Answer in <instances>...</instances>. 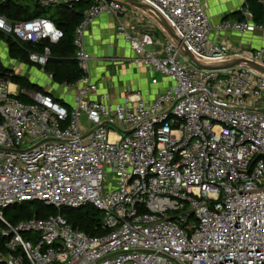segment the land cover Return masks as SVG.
Masks as SVG:
<instances>
[{
    "label": "built area",
    "instance_id": "obj_1",
    "mask_svg": "<svg viewBox=\"0 0 264 264\" xmlns=\"http://www.w3.org/2000/svg\"><path fill=\"white\" fill-rule=\"evenodd\" d=\"M31 1L47 9L81 0ZM133 1L158 13L173 34L160 20L163 39L125 24L133 11L155 15L148 9L93 0L76 30L83 76L62 85L71 101L0 77V221L7 239L0 264H264V73L198 64L264 67V48L213 42L206 0ZM102 15L118 20L135 64L171 82L154 100L98 95L86 37ZM216 30L246 35L264 24L247 12ZM0 31L21 43L56 45L64 37L45 17L0 15ZM51 57L48 45L29 53L41 68ZM30 202L57 213L16 224L6 219V210ZM86 206L103 214V235L74 228L62 214Z\"/></svg>",
    "mask_w": 264,
    "mask_h": 264
},
{
    "label": "crops",
    "instance_id": "obj_2",
    "mask_svg": "<svg viewBox=\"0 0 264 264\" xmlns=\"http://www.w3.org/2000/svg\"><path fill=\"white\" fill-rule=\"evenodd\" d=\"M125 6L129 11L134 5L127 2ZM206 11L211 19L210 38L213 42L227 44L233 49L264 48V30L246 35L233 32L220 34L216 30V26L223 20H237V13L242 12L244 16V13L249 12L244 8V0H206ZM33 12L31 8V13ZM147 17L142 11L137 10L129 16L126 15L124 21L130 29L143 32L150 28L159 39H163L158 23L152 22ZM117 26L118 20L114 16L102 15L87 32V49L92 55L91 74L99 86L98 95L109 94L112 101L121 102L128 94L139 93L144 100H154L158 94L171 85V82L159 74L151 73L146 67L135 64V53L129 44L118 35ZM3 42V40L0 41V60L2 64H5L11 59L9 58V46L6 42L2 45ZM2 56L7 60H3ZM15 63L19 64L18 69L21 70V76L42 86L43 90L52 94L58 102L71 101V95L62 85L51 81L43 68L40 67L42 72L34 71L29 64L17 59ZM155 79L158 80L156 84H154Z\"/></svg>",
    "mask_w": 264,
    "mask_h": 264
},
{
    "label": "trees",
    "instance_id": "obj_3",
    "mask_svg": "<svg viewBox=\"0 0 264 264\" xmlns=\"http://www.w3.org/2000/svg\"><path fill=\"white\" fill-rule=\"evenodd\" d=\"M27 1L31 0H22L20 3H17L16 0H6L4 2L0 0V15L10 21H27L38 17L48 18L63 31L64 37L56 45H50L48 42L39 44L21 43L0 31V41L3 40L4 36L10 37L11 39L7 41L10 55L14 59L26 64L31 63L29 61V53L41 52L45 46H50L52 57L43 68L44 71L47 74H52L54 76V82L59 85L77 83L83 74L78 68L75 57L76 30L82 21L83 11L93 3V0H81L71 3V5L58 4L47 9L41 8L32 1L36 7L33 13H31V6L28 7L29 3H23ZM244 8L252 14L253 21L256 24H264V0H244ZM51 10H54V13L49 16ZM236 15L238 20L244 19L242 12ZM0 77L11 81L13 84L19 86L20 89L31 91L38 88L36 92L48 94L28 78L14 74L1 61ZM18 99L24 103L32 102V99L24 94H20ZM54 100L58 102V99L55 97ZM56 213L57 211L53 207H48L41 202H30L6 210L5 217L10 223L16 224L32 218L47 219ZM62 214L74 228L82 230L91 236L99 237L105 233L103 231V214L93 206H86L76 210L63 209ZM3 226L4 224L0 221V252H5V243L7 240L1 232ZM25 237H29V235Z\"/></svg>",
    "mask_w": 264,
    "mask_h": 264
},
{
    "label": "rangeland",
    "instance_id": "obj_4",
    "mask_svg": "<svg viewBox=\"0 0 264 264\" xmlns=\"http://www.w3.org/2000/svg\"><path fill=\"white\" fill-rule=\"evenodd\" d=\"M17 1V3H20V2H22V0H16ZM121 2H123L124 4H126L127 2L125 1V0H120ZM23 3H29L30 5H31V8H33V10L36 8L35 7V4L32 2V1H27V2H23ZM54 13V10H51L50 11V13H49V16H51L52 14ZM142 13L144 14V15H146V16H148L147 18H149L152 22H155V23H158L159 24V19L156 17V15H153L151 12H149V11H144V10H142ZM9 39H11L10 37H3V41L4 42H6L7 43V41L9 40ZM12 41H13V39H12ZM4 42L2 43V45H4ZM1 56V55H0ZM2 58H3V60H7V58L6 57H4V56H2ZM9 58L11 59V61H9V62H5V67H7V69H9L10 71H12L14 74H18V75H21L20 73H21V70H19L18 69V67H19V64H17V63H15V60L16 59H14L10 54H9ZM1 61V60H0ZM29 65L31 66V69L33 68L34 69V71L36 70H38V71H41V68L40 67H37L35 64H33V63H29ZM42 72V71H41ZM32 83H34V82H32ZM42 83H43V81H42ZM35 84V83H34ZM39 88H41V89H43L42 88V86H39V85H37ZM37 89L38 88H36V90H31V92L33 93V92H36L37 91ZM68 102V101H67ZM114 176H115V174L114 173H112V172H110L109 173V176H107V185H108V182H113V179H114ZM33 208V207H32Z\"/></svg>",
    "mask_w": 264,
    "mask_h": 264
},
{
    "label": "water",
    "instance_id": "obj_5",
    "mask_svg": "<svg viewBox=\"0 0 264 264\" xmlns=\"http://www.w3.org/2000/svg\"><path fill=\"white\" fill-rule=\"evenodd\" d=\"M125 1L130 3V4H133L135 6H138L140 8L148 9V10L154 12L155 15L157 16V18L167 28L168 32L170 34H173L172 31L170 30V28L168 27L167 23L163 20V18L158 13H156L153 9H151L149 6L141 4V3H137V2H135L133 0H125ZM195 62L198 63L197 61H195ZM198 64L201 67H206V68H209V69H212V70H223V69H228V68H232L234 66L243 64V65L249 66V67H251L253 69H256V70L261 71V72L264 73V67L263 66L255 64V63H252V62L244 61V60L236 61V62H233V63H228V64H225V65H214V66H202L200 63H198Z\"/></svg>",
    "mask_w": 264,
    "mask_h": 264
}]
</instances>
